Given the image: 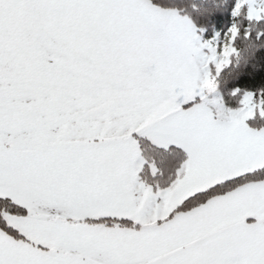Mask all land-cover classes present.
Returning <instances> with one entry per match:
<instances>
[{"label": "snow or ice", "instance_id": "snow-or-ice-1", "mask_svg": "<svg viewBox=\"0 0 264 264\" xmlns=\"http://www.w3.org/2000/svg\"><path fill=\"white\" fill-rule=\"evenodd\" d=\"M0 264H264V0H0Z\"/></svg>", "mask_w": 264, "mask_h": 264}]
</instances>
